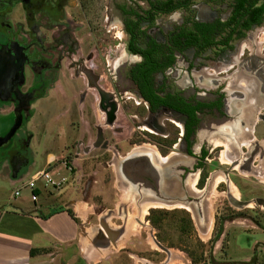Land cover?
<instances>
[{
  "label": "flooded vegetation",
  "instance_id": "af4514ba",
  "mask_svg": "<svg viewBox=\"0 0 264 264\" xmlns=\"http://www.w3.org/2000/svg\"><path fill=\"white\" fill-rule=\"evenodd\" d=\"M0 51L18 68L0 91L8 128L53 117L73 190L99 217L88 225L130 209L142 224L159 208L209 232L245 202L264 209L244 188L264 186V0H0ZM29 142L3 161L12 179L32 162Z\"/></svg>",
  "mask_w": 264,
  "mask_h": 264
},
{
  "label": "rangeland",
  "instance_id": "374dc122",
  "mask_svg": "<svg viewBox=\"0 0 264 264\" xmlns=\"http://www.w3.org/2000/svg\"><path fill=\"white\" fill-rule=\"evenodd\" d=\"M47 106L48 104L41 102L39 108ZM13 119V115L5 117L0 112V134L4 135L3 137L9 133L10 129L8 127ZM63 136L61 132L59 135V131L53 128V117H44L37 113L29 122L23 124L15 136L12 137L10 145L8 144L0 149V202L5 205H17L19 202L24 201L32 205L29 201L30 190L28 188H23L21 195L15 197V199H13V191L28 182L32 174L47 168L46 162L50 155L57 159V162L48 170L52 182L40 180L36 183V193L39 194L37 203L46 204L51 200L55 206H59L62 201H67L69 197L76 195L72 187L73 177H71L69 170L65 169L63 161H60L64 154V152H61L65 144L63 143ZM28 137L30 140L28 149L32 156L31 164L16 179H12L10 176L6 177L4 172L9 174L11 167L3 165L2 162L9 153L10 146L22 143ZM89 162L87 161V163ZM2 167L3 169H1ZM92 168H95L94 165ZM104 175L106 180L103 186L106 190L108 189L105 195L107 193L109 197L116 198L114 193L118 192L114 187L112 175L110 176V173L107 172ZM10 181L14 183L12 184ZM83 182L84 180H82V186ZM60 183L63 185L61 188ZM244 186L247 198L259 196L264 200V186L259 187V185L252 183H247ZM77 188V191L80 192L83 187L79 185ZM219 189L217 190L219 191ZM93 199L102 205L103 203L108 205L107 202L102 201L100 195L93 197ZM225 202L219 193L214 192L211 205L221 214H223ZM148 205L143 206L144 209H147ZM230 210L229 216L224 217L225 222L223 221L224 225L222 227L217 228V223L213 230L205 232L198 229L194 218L185 216L181 210H177L175 214L167 211L170 214L164 215L159 212V208H156L153 215L149 217L141 216L142 224L134 222V228L141 232L139 238L137 237V244L140 246L127 249V251L139 257H147L150 259V263L165 264L167 255L154 244L152 237H155L156 241L170 251V260L166 264H264V209L257 207L255 203H250L242 211L234 208ZM130 211L131 215L138 218L134 209V213L131 209ZM90 216L93 221H97L96 215L91 214ZM241 218L244 219L239 220ZM253 220L259 222V227L253 226ZM120 223L119 219L114 222L115 225Z\"/></svg>",
  "mask_w": 264,
  "mask_h": 264
},
{
  "label": "crops",
  "instance_id": "0c3cea01",
  "mask_svg": "<svg viewBox=\"0 0 264 264\" xmlns=\"http://www.w3.org/2000/svg\"><path fill=\"white\" fill-rule=\"evenodd\" d=\"M51 157L54 156L50 155L48 160ZM13 171L17 178L20 168ZM4 174L9 176L8 172ZM261 184L264 185V179ZM75 194L59 206L51 200L38 204V200L29 199L32 205L24 201L17 205L0 202V264H141L146 261L127 251L140 246L137 237L141 232L134 228L131 214L120 217L122 226L114 224L118 214L109 216L107 226L88 225L90 222L86 219L96 215L92 201L83 200L79 191ZM91 222L94 221L91 219Z\"/></svg>",
  "mask_w": 264,
  "mask_h": 264
},
{
  "label": "water",
  "instance_id": "95a60500",
  "mask_svg": "<svg viewBox=\"0 0 264 264\" xmlns=\"http://www.w3.org/2000/svg\"><path fill=\"white\" fill-rule=\"evenodd\" d=\"M2 53V51H0V91L2 89V87L5 88H9L10 87V78L12 77V75L16 74V69L17 66L15 64L11 65L9 63V59ZM21 79L19 80L18 84L20 83ZM13 82V81H12ZM22 124V119H18V121H15L13 127L10 129L9 133L5 136V137H0V149L5 146L8 141L11 139V137H13V134L15 133L16 129H18L20 127V125ZM16 177V172L13 171V178ZM260 202L263 203V208H264V200H259ZM246 206H248L250 204V202H245ZM156 245L158 246V248L162 249L165 251V248H163L159 243L155 242Z\"/></svg>",
  "mask_w": 264,
  "mask_h": 264
},
{
  "label": "built area",
  "instance_id": "2783aa9c",
  "mask_svg": "<svg viewBox=\"0 0 264 264\" xmlns=\"http://www.w3.org/2000/svg\"><path fill=\"white\" fill-rule=\"evenodd\" d=\"M40 180L52 182V178H51L50 173L47 169L40 170V171H37L34 174H32L28 182H26L25 184H22L21 187L17 188L14 191V195L17 197L21 194L23 188H28L30 190V200L32 202L37 201L38 195L36 193V190H37L36 183Z\"/></svg>",
  "mask_w": 264,
  "mask_h": 264
},
{
  "label": "clouds",
  "instance_id": "9594fccd",
  "mask_svg": "<svg viewBox=\"0 0 264 264\" xmlns=\"http://www.w3.org/2000/svg\"><path fill=\"white\" fill-rule=\"evenodd\" d=\"M47 169V168H46ZM47 170H49V167H48V169Z\"/></svg>",
  "mask_w": 264,
  "mask_h": 264
}]
</instances>
